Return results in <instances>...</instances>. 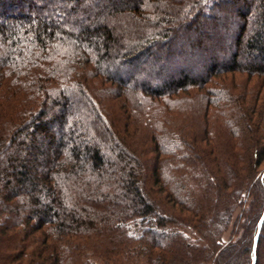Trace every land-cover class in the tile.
<instances>
[{"label": "trees", "instance_id": "obj_1", "mask_svg": "<svg viewBox=\"0 0 264 264\" xmlns=\"http://www.w3.org/2000/svg\"><path fill=\"white\" fill-rule=\"evenodd\" d=\"M263 89L264 0H0V264H264Z\"/></svg>", "mask_w": 264, "mask_h": 264}, {"label": "rangeland", "instance_id": "obj_2", "mask_svg": "<svg viewBox=\"0 0 264 264\" xmlns=\"http://www.w3.org/2000/svg\"><path fill=\"white\" fill-rule=\"evenodd\" d=\"M236 84H237V91L238 92H241L242 90H241V86L243 85L244 86V84H245V82L247 81V79H246V76H244V75H236ZM257 83H259L258 82V80H253V82L251 83V86H254V85H256ZM260 84V83H259ZM261 98H262V100H264V89H263V92H262V96H261ZM264 169V165L262 166V168H261V170H263ZM258 176L259 175H257V178H258ZM256 178V179H257ZM247 206L246 205H242L241 207H239L238 209H237V214H236V216H239L238 217V219H237V221L234 223V224H232V226L230 227V229L226 232V234L224 235V240L225 241H227V242H229V241H232V240H234L235 238H236V234H237V232L239 231L238 230V227H239V224L242 222V220H241V216H244L245 215V211H247ZM241 221V222H240Z\"/></svg>", "mask_w": 264, "mask_h": 264}, {"label": "water", "instance_id": "obj_3", "mask_svg": "<svg viewBox=\"0 0 264 264\" xmlns=\"http://www.w3.org/2000/svg\"><path fill=\"white\" fill-rule=\"evenodd\" d=\"M263 222H264V212H263L262 218L260 219L259 224H258V233H257V236L255 238L254 252L256 251L258 238H259L260 232L262 230ZM253 264H255V258L253 259Z\"/></svg>", "mask_w": 264, "mask_h": 264}]
</instances>
